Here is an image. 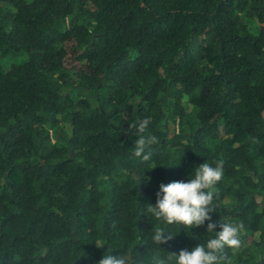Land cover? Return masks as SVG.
Listing matches in <instances>:
<instances>
[{"label": "trees", "instance_id": "1", "mask_svg": "<svg viewBox=\"0 0 264 264\" xmlns=\"http://www.w3.org/2000/svg\"><path fill=\"white\" fill-rule=\"evenodd\" d=\"M145 117L146 163L128 131ZM205 162L224 171L212 219L245 226L223 264H264V0H0V264L206 243L207 221L145 213Z\"/></svg>", "mask_w": 264, "mask_h": 264}, {"label": "clouds", "instance_id": "2", "mask_svg": "<svg viewBox=\"0 0 264 264\" xmlns=\"http://www.w3.org/2000/svg\"><path fill=\"white\" fill-rule=\"evenodd\" d=\"M150 123L151 118L145 117L128 125V131L138 137L131 155L145 163L152 159V146L160 143L157 136L145 134ZM153 168L155 167L151 169ZM223 175L222 162H216L215 167L205 162L194 169L187 182L177 180L159 185L155 205L149 203L145 206V213L151 219L160 221L165 226L180 225L187 232L192 228L204 226L207 221V233L215 235L191 250L181 249L178 255L172 252H166L167 255H155L152 257V264H172L173 261L174 264H223L227 259V250L235 252L241 248L244 224L225 222L223 219L217 222L211 215L216 212L215 186L222 180ZM217 227L219 231H215ZM173 238L174 235L167 232L163 226L155 228L151 233V241L158 247ZM95 244L98 248L106 245L104 241H96ZM159 249L164 252L160 247ZM98 264H128V259L125 255L115 256L107 251Z\"/></svg>", "mask_w": 264, "mask_h": 264}]
</instances>
